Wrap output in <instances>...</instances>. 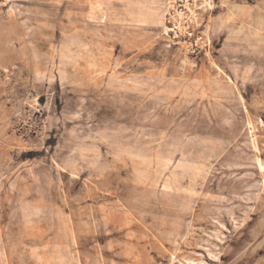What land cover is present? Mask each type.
<instances>
[{"label":"rangeland","instance_id":"374dc122","mask_svg":"<svg viewBox=\"0 0 264 264\" xmlns=\"http://www.w3.org/2000/svg\"><path fill=\"white\" fill-rule=\"evenodd\" d=\"M0 264H264V0H0Z\"/></svg>","mask_w":264,"mask_h":264},{"label":"bare ground","instance_id":"6f19581e","mask_svg":"<svg viewBox=\"0 0 264 264\" xmlns=\"http://www.w3.org/2000/svg\"><path fill=\"white\" fill-rule=\"evenodd\" d=\"M123 5V4H122ZM129 6H131V5H129ZM138 11V10H137ZM24 20V19H23ZM164 20H166V19H164ZM99 25V24H98ZM69 31V30H68ZM68 33H70V32H68ZM33 35V34H32ZM188 35V34H187ZM69 38V37H68ZM53 40V39H52ZM231 42H232V40H231ZM236 42V41H235ZM53 44V43H52ZM61 46V45H60ZM76 47V46H75ZM52 48V47H51ZM75 49V48H74ZM234 49V48H233ZM56 50V49H55ZM47 52V51H46ZM60 55V54H59ZM58 55V56H59ZM46 56V55H45ZM54 56V55H53ZM47 57V56H46ZM51 63V62H50ZM50 67V66H49ZM51 69V68H50ZM58 69V68H57ZM39 70V69H38ZM49 71V70H48ZM240 72V71H239ZM37 75H38V73H37ZM39 76V75H38ZM39 78V77H38ZM41 80V79H40ZM32 81V80H31ZM32 87V86H31ZM176 162V161H175ZM174 165V164H173ZM210 170V169H209ZM184 176V175H183ZM58 215V214H57Z\"/></svg>","mask_w":264,"mask_h":264}]
</instances>
